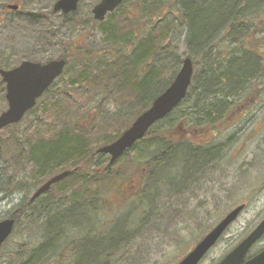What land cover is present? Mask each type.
Masks as SVG:
<instances>
[{
    "label": "trees",
    "instance_id": "obj_1",
    "mask_svg": "<svg viewBox=\"0 0 264 264\" xmlns=\"http://www.w3.org/2000/svg\"><path fill=\"white\" fill-rule=\"evenodd\" d=\"M263 15L264 0H123L103 20L91 17L102 46L69 43L59 55L66 60L56 78L66 75L63 85L55 79L24 119L4 130L0 170L10 175L0 176V193L18 189L24 197L6 215L15 225L0 248L1 264L141 263L144 255L132 252L136 232L150 225L149 215L161 220L171 209L177 216L171 200L182 201L189 185L211 180L224 155L225 124L240 105L260 98ZM23 21L41 40L52 35L50 22L35 15ZM185 56L195 72L184 99L109 164L97 148L151 105ZM24 165L26 190L16 177ZM128 168L141 176L131 216L145 215L133 228L121 224L122 211L116 214L107 199ZM63 170L68 175L30 200L45 178Z\"/></svg>",
    "mask_w": 264,
    "mask_h": 264
},
{
    "label": "rangeland",
    "instance_id": "obj_2",
    "mask_svg": "<svg viewBox=\"0 0 264 264\" xmlns=\"http://www.w3.org/2000/svg\"><path fill=\"white\" fill-rule=\"evenodd\" d=\"M54 1L0 0V7L17 2L21 5L20 9L11 13L4 14L0 9V16H5L7 23L4 29L0 28V33L7 34V38L11 40L8 42L9 45L19 51L21 58L32 48L35 50L32 59L39 62L43 59L59 58L69 43L83 44L94 49L102 46L99 25L91 18L93 17L91 9L99 0H80L77 9L67 16L63 24L56 16H51V18L47 16ZM27 15H36L38 21H45L47 26L50 22L52 35L49 36L48 42L39 39V32H36L35 27L23 21ZM18 18L21 19L18 20ZM12 19H15L13 23ZM261 23L264 24V15ZM43 25L41 26L43 27ZM179 49L183 50L181 43ZM224 50L225 46H223ZM259 52H262L264 56V47ZM71 67L69 65V69H72ZM65 78L66 75L62 79H56L55 85H63ZM259 88L262 90L259 93L260 98H254L249 103H240L243 105L237 109L238 113L232 115L230 121L225 124L226 128L230 122L231 124L233 122L232 125L230 124L231 126L222 131L221 142L226 147H223L222 161L210 175L211 180L208 178L207 182L193 186V194L189 197L183 196L182 201L171 200L172 208L178 210L177 216H173L171 209H168V213L161 220H158L159 216L156 214L149 215L152 217L150 225L144 226L141 228L142 230L136 232L132 252L138 251L139 255H144L139 264H176L227 212L244 203L245 207L237 219L228 226L216 244L199 262V264H216L264 217V82ZM28 120L29 118H26L20 127L23 128ZM7 137L6 131L0 134V149ZM134 156L132 154L131 157ZM118 166L117 163L114 168ZM24 168L19 171L16 177L19 182L22 181L20 188L26 190L25 182L28 181L29 166L24 165ZM9 175V171L3 173L0 170V176L3 178ZM140 183L139 173L128 168L124 171V175L117 180L118 189L117 185H114L116 189L112 188L107 198L116 214L122 211L117 219L123 217L121 224L127 225L129 228H133L135 224L137 226L139 220L145 218L142 212L131 216L133 213L131 211L133 209L132 200H134L133 190ZM129 193L132 198L125 199ZM23 197L24 192L18 189L6 197L1 192L0 220L8 215V212ZM14 240H18V237H14ZM10 246L11 243L5 246L3 252L8 251ZM263 247L264 235L251 248L250 254Z\"/></svg>",
    "mask_w": 264,
    "mask_h": 264
},
{
    "label": "water",
    "instance_id": "obj_3",
    "mask_svg": "<svg viewBox=\"0 0 264 264\" xmlns=\"http://www.w3.org/2000/svg\"><path fill=\"white\" fill-rule=\"evenodd\" d=\"M80 0H57L54 10L62 13L75 11ZM123 0H99L92 8L94 19L103 20ZM8 8L15 10L17 5ZM66 61L63 58L52 59L45 63L23 61L16 68L0 70L6 84L8 108L0 113V129L19 122L24 114L32 108L42 93L61 75ZM193 63L185 56L172 82L152 101L151 105L141 112L133 122L112 142L97 148L96 152L109 156V163L115 162L123 153L140 140L152 124L169 114L186 96L193 75ZM69 173L64 170L48 178L33 193L31 199L46 192L52 184ZM244 208L239 204L227 212L176 264H199L201 259L215 245L226 228L238 217ZM15 220L6 217L0 220V247L10 236ZM264 234V217L216 264H264V248L247 258L250 248Z\"/></svg>",
    "mask_w": 264,
    "mask_h": 264
},
{
    "label": "flooded vegetation",
    "instance_id": "obj_4",
    "mask_svg": "<svg viewBox=\"0 0 264 264\" xmlns=\"http://www.w3.org/2000/svg\"><path fill=\"white\" fill-rule=\"evenodd\" d=\"M55 1H54V3H55ZM54 3L52 4L51 10L48 11L47 16H49V18H51L52 14H53L54 16H56L60 20V23L63 24L66 21L67 14L62 13L60 10H54L53 9ZM15 4L17 5V8L15 10H12V9L8 8V6H7L8 4H6L5 7H0V9L2 10V12L4 14L5 13H11L12 11H16V10H18V9L21 8V5L18 2L15 3ZM19 19H21V18H18V20ZM13 21H15V19H12V23H13ZM6 26H7L6 17L5 16H0V28L1 29H4ZM10 41L11 40H9L7 38V34L6 33H4V32L0 33V70H9L11 68H16L23 61H35V60L32 59V57H34V55H35V50L33 48L28 53L24 54V57L21 58L20 57V54H19V51L9 45L8 42H10ZM45 41L48 42V39L45 40ZM46 52L47 51L45 50V53ZM49 60L50 59H43L41 61L39 60V62L45 63V62H47ZM42 95H44V93ZM42 95H41V97H42ZM7 108H8V103H7V100H6V84L2 80V77H1V74H0V113H2ZM27 113H28V111L24 114L23 119H24V117L26 116ZM221 116H223V115H221ZM16 124L17 123L10 124V125H7L5 127H2L0 129V134L4 130H7V128L13 127ZM115 162H113V163H109L108 162V163L109 164H114ZM143 168H145V167H143ZM192 185H189L188 188H186V190H187V197H189V196H191L193 194L192 187L194 185L193 186ZM35 190L32 191L31 196L33 195V193L35 192Z\"/></svg>",
    "mask_w": 264,
    "mask_h": 264
},
{
    "label": "bare ground",
    "instance_id": "obj_5",
    "mask_svg": "<svg viewBox=\"0 0 264 264\" xmlns=\"http://www.w3.org/2000/svg\"><path fill=\"white\" fill-rule=\"evenodd\" d=\"M17 205H18V204H17ZM17 205H15L14 208H13L10 212H8V213L10 214L11 212H13V211L16 209V206H17Z\"/></svg>",
    "mask_w": 264,
    "mask_h": 264
}]
</instances>
